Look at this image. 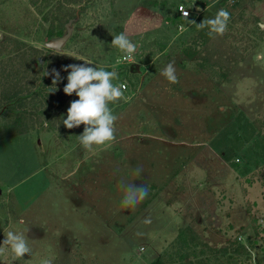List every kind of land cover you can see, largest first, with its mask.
Returning a JSON list of instances; mask_svg holds the SVG:
<instances>
[{"label":"rangeland","instance_id":"rangeland-1","mask_svg":"<svg viewBox=\"0 0 264 264\" xmlns=\"http://www.w3.org/2000/svg\"><path fill=\"white\" fill-rule=\"evenodd\" d=\"M221 8L223 35L188 22ZM262 25L264 0H0L9 84L31 85L45 62L48 78L60 74L48 105L0 119V245L11 230L32 248L21 259L3 246L0 264H264ZM121 32L139 46L135 63L111 45ZM84 61L127 86L109 102L115 140L87 149L85 126L63 125L78 97L61 91L64 68ZM171 61L175 84L160 75ZM122 181L148 188L135 209L121 203Z\"/></svg>","mask_w":264,"mask_h":264},{"label":"clouds","instance_id":"clouds-1","mask_svg":"<svg viewBox=\"0 0 264 264\" xmlns=\"http://www.w3.org/2000/svg\"><path fill=\"white\" fill-rule=\"evenodd\" d=\"M182 15L187 18L189 13L181 8ZM230 13L226 9H219L212 18H205L201 23L196 24L195 21L188 20L198 29L209 28V34L223 35L227 29ZM264 30V25L261 26ZM181 31L184 27L181 26ZM111 45L123 52L122 61H131L135 63V54L138 45L133 43L129 35L121 32L114 35ZM39 47V45H37ZM67 56L81 60L77 57L75 51L69 52ZM257 59H264L261 54ZM93 65L92 61H84L83 64H71L64 68L68 72L67 84L63 91L66 95L71 96L73 93L78 99L70 103L67 109V118L63 120V125L67 129H73L83 124V133L76 136L79 143L84 148H91L93 145H103L106 142L115 140V121L118 119L109 107V102H115L124 97L126 84L116 85L113 80L118 79L116 71H107L105 66H89ZM175 62L171 61L160 69V75L169 83H178ZM55 78L52 84H57L60 80V74L55 69L52 70ZM48 74V73H47ZM143 172L142 166H137L135 175L139 177ZM123 192L121 201L125 208L135 209L148 196V188L146 185L136 186L134 183L125 185L123 181L120 184ZM149 219H145L144 223H150ZM23 223V221H21ZM3 246H8L16 258H23L25 254H31L32 248L28 238L23 232L8 231L5 235L3 244L0 245V254L5 251ZM44 264H52L51 260L44 261Z\"/></svg>","mask_w":264,"mask_h":264},{"label":"trees","instance_id":"trees-1","mask_svg":"<svg viewBox=\"0 0 264 264\" xmlns=\"http://www.w3.org/2000/svg\"><path fill=\"white\" fill-rule=\"evenodd\" d=\"M58 37H62V33H59ZM34 56L37 57L36 54H34ZM38 60L39 59L33 62V64H35V68L37 67L36 65ZM35 68L32 69L33 72ZM47 68L48 64L46 65L45 62L42 72H38L34 76V83H31V85L25 84L24 86H21V82H18V80V83L16 84H14L13 82L9 84L10 81L8 80L12 78L14 71L8 69L7 66L3 64L0 75L5 86L3 85V88H0V119L11 121L16 116L26 117L31 112V109L28 107L29 105L35 106L36 104L39 105L42 102V104L48 105L50 101L56 97V93L60 91V85L52 84L53 80L45 75V69ZM135 70L136 69H134V71ZM63 83L64 86L67 84V78ZM232 166L236 167L235 164H232ZM182 244L184 245L185 241H183ZM181 258L182 260H186L188 258V255H182Z\"/></svg>","mask_w":264,"mask_h":264},{"label":"water","instance_id":"water-1","mask_svg":"<svg viewBox=\"0 0 264 264\" xmlns=\"http://www.w3.org/2000/svg\"><path fill=\"white\" fill-rule=\"evenodd\" d=\"M69 32H70V31H69ZM69 36H70V33H69V35H68L67 37H65V38H62V39H60V40H58V41L51 42V43L47 44V48H49V49H51V50H53V51H58L59 48H60V46H62L63 44H65V43L67 42Z\"/></svg>","mask_w":264,"mask_h":264},{"label":"built area","instance_id":"built-area-1","mask_svg":"<svg viewBox=\"0 0 264 264\" xmlns=\"http://www.w3.org/2000/svg\"><path fill=\"white\" fill-rule=\"evenodd\" d=\"M181 8H183L185 11H188L189 15H188L187 18L191 17L192 11H191L190 9H188L187 6H185V5H180V6L178 7V12H179V14H180L183 18H185V17L182 15V13H181V11H180Z\"/></svg>","mask_w":264,"mask_h":264},{"label":"crops","instance_id":"crops-1","mask_svg":"<svg viewBox=\"0 0 264 264\" xmlns=\"http://www.w3.org/2000/svg\"><path fill=\"white\" fill-rule=\"evenodd\" d=\"M195 9H197V7H195Z\"/></svg>","mask_w":264,"mask_h":264}]
</instances>
